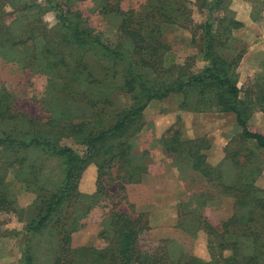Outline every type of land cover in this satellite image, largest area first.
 Segmentation results:
<instances>
[{"label":"rangeland","instance_id":"1","mask_svg":"<svg viewBox=\"0 0 264 264\" xmlns=\"http://www.w3.org/2000/svg\"><path fill=\"white\" fill-rule=\"evenodd\" d=\"M60 1L65 10H71L74 19L101 41L131 55L133 45L119 34L120 18L100 13L99 1ZM115 2L122 10H128L140 8L144 0ZM262 4L263 0L224 1V15L240 25L228 26L229 33H226L223 23L219 30L223 44L215 50L226 62L236 60L229 68V75L238 88L246 87L251 91L257 80L264 78ZM0 6V29L13 37L32 31L34 40V45L28 43L22 49L11 48L9 44L0 47V100L6 98L12 102L15 113L45 118L43 121H46L51 111L57 109L56 97L49 84L51 79L57 80L58 74H51L52 71L47 74L44 59L28 64L26 57L28 53L39 55L40 47L50 37L58 42L61 40L56 19L44 0H0ZM207 14L206 10L191 5L187 26L160 24L161 52L177 65L174 72L172 68L167 76L161 75L162 80L171 81L178 66H184L186 71L194 74L202 72L206 62L201 52L200 25ZM59 49L67 54L70 62L80 57L74 56L68 45ZM83 59L89 63L95 78L104 74L99 73V69L113 66L96 51L83 54ZM142 72L156 82L149 69L144 68ZM82 86L84 88L86 84L82 82ZM91 87L94 91L107 93L110 101L107 112L111 117L133 104L132 97L112 86L109 77L100 87ZM196 101V94H191L188 98L190 107ZM181 103V95L170 94L166 99L153 100L147 105L137 125L125 135L131 147L129 163L125 167H109L100 182L94 164L83 169L76 180L77 188L72 198L40 233L29 237L34 264H55L60 251L58 229L62 223L72 224L75 230L70 233L72 249L115 247L118 237V227L112 223L115 212L135 221L139 231L135 244L139 252L165 254L168 264H182L192 258L214 264L219 254L229 255L227 250L220 249L225 239L236 240L242 254L250 253L251 245L240 231L241 225L229 227L238 236L229 239L230 234H210L203 229V222L212 228L211 231L221 234L223 223L233 214L246 213V209H237L234 196L223 185H231L239 179L243 184H252L264 191V154L252 141L241 139V129L234 114L213 109L190 110L182 108ZM248 128L264 136V112L258 108L253 111ZM9 131L11 119L0 120V138ZM171 138L173 146L183 142V154L168 151L166 143ZM62 144L77 152L82 150L71 139H63ZM190 148L192 152H189ZM195 153L202 155L206 164L215 167L227 183L220 184L216 173L207 178L193 170ZM62 169L59 158L48 157L38 150L11 152L0 147V187L11 203L0 212V264H24L25 227L35 212L37 188L42 186L44 192L53 190L62 177ZM30 173L37 178L33 180ZM258 195L264 196V193ZM254 225L259 230L255 232L258 235L264 231V220ZM261 263L259 259L258 264Z\"/></svg>","mask_w":264,"mask_h":264},{"label":"trees","instance_id":"2","mask_svg":"<svg viewBox=\"0 0 264 264\" xmlns=\"http://www.w3.org/2000/svg\"><path fill=\"white\" fill-rule=\"evenodd\" d=\"M44 1L54 14L61 40L58 42L50 37L40 47L39 55L28 53L26 60L30 64L44 59V70H48L47 74L50 71L51 74H58L57 80L51 79L49 84L56 97L57 109L52 110L50 117L43 121L45 118H31L15 113L12 102L6 101V98L0 100V120L11 119V131L0 138V147L11 152L38 150L48 157L59 158L63 168L62 177L53 190L44 192L42 186L37 188L35 212L25 227L24 264H34L29 250V237L40 233L72 198L77 188L76 180L87 165H95L97 181L100 182L109 167H125L129 163L131 147L125 140V135L137 125L142 112L153 100L161 101L170 94H179L182 97V108L232 113L241 129V139L252 141L255 148L264 154V136L248 128V119L253 111L258 108L264 112V78L257 80L253 91L246 87L238 88L229 75V68L236 60L226 62L215 52L223 44L219 32L223 23L226 33H229L228 26L235 28L240 25L224 15L223 4L226 0H144L140 8L128 10H122L115 0H97L101 4L100 13L120 18L119 34L133 45L131 55L117 46L101 41L74 19L71 10H65L60 0ZM191 5L208 12L205 22L200 25L203 42L201 52L206 64L199 74L186 71L184 66H178V72L176 75L173 73L171 81L162 80L160 76H167L172 68L174 72L177 65L172 60H167L161 52L163 44L160 24L187 26ZM262 7L264 10V0ZM1 10L0 6V14ZM0 33V47L9 44L11 48L22 49L28 43L34 45L32 31L18 37H13L2 29ZM62 45L70 46L74 50L71 53L80 57L73 62L68 61L67 54L59 49ZM91 51L101 54L113 65L112 68L99 69L98 72L104 74L97 78L89 63L83 59V54ZM144 68L154 74L156 82L142 72ZM107 77L112 80V86L133 99L129 108L113 117L107 112L110 106L107 93L102 94L91 87H100ZM82 82L86 87L83 88ZM191 94H196L197 101L190 107L188 98ZM65 138L80 145L82 150L77 152L62 144ZM183 145V142H177L173 146L172 138L166 143L168 151L177 154L184 153ZM189 152H192L191 148ZM192 168L207 178L216 173L220 184L227 183L224 177L222 180L215 167L206 164L202 155H193ZM30 174H33V180L37 178L34 173ZM130 178L134 180V177ZM223 186L234 196L237 209H246V213L233 214L223 223L221 234L211 231L212 228L205 222L203 229L215 236L225 233L230 234L229 239H237L238 236L229 227L241 225L243 229L240 231L249 240L251 248L250 253L244 255L236 240L225 239L220 244V249L227 250L229 255L224 257L219 254L214 264H258L259 259L264 264V231L258 235L255 232L259 230L254 225L264 220V196L258 195L264 191L258 190L252 184H243L239 179L231 185ZM10 204L4 189L0 187V212L6 210ZM112 223L118 227L116 245L101 249H72L70 233L75 230L72 224L62 223L58 229L60 251L56 255L55 264H168L165 254H148L136 249L139 231L135 221L127 215L113 213ZM182 264L204 263L192 258Z\"/></svg>","mask_w":264,"mask_h":264}]
</instances>
